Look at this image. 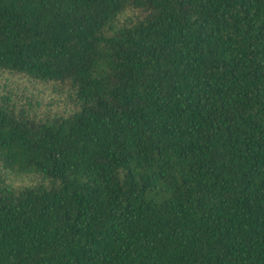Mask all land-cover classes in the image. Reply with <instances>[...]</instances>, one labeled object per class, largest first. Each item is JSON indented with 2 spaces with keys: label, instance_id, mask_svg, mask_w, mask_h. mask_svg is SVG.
Masks as SVG:
<instances>
[{
  "label": "trees",
  "instance_id": "obj_1",
  "mask_svg": "<svg viewBox=\"0 0 264 264\" xmlns=\"http://www.w3.org/2000/svg\"><path fill=\"white\" fill-rule=\"evenodd\" d=\"M0 264H264V0H0Z\"/></svg>",
  "mask_w": 264,
  "mask_h": 264
}]
</instances>
